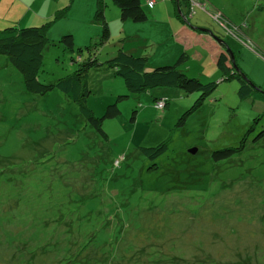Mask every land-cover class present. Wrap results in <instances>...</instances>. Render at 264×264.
Masks as SVG:
<instances>
[{"label":"rangeland","instance_id":"1","mask_svg":"<svg viewBox=\"0 0 264 264\" xmlns=\"http://www.w3.org/2000/svg\"><path fill=\"white\" fill-rule=\"evenodd\" d=\"M21 1V13L26 7L35 19L19 16L18 25L43 27L48 37L45 83L73 75L88 46L100 50L103 76L104 68L113 73L105 61L120 45L176 38L162 31L174 8L176 29L186 23L227 41L232 73L264 93V0H157L160 17L146 29L147 21L126 25L104 0L108 39L97 0ZM64 35L74 36L73 49ZM188 55V76L217 82L202 105L192 109L200 91L133 93L121 77L103 78L88 106L99 117L110 103L121 109L103 120L104 136L60 90L28 92L0 54V264H264V100L240 98L237 78ZM156 96L168 101L164 109L154 108ZM163 141L168 148L156 158L141 151ZM226 148L239 150L216 160L214 151Z\"/></svg>","mask_w":264,"mask_h":264},{"label":"trees","instance_id":"2","mask_svg":"<svg viewBox=\"0 0 264 264\" xmlns=\"http://www.w3.org/2000/svg\"><path fill=\"white\" fill-rule=\"evenodd\" d=\"M120 9L121 18L124 21L144 22L149 19L145 10L143 0H112ZM148 5V0H145ZM156 4V3H155ZM106 2L97 0L96 18L103 24V39H108L110 30L106 19ZM65 46L73 49V35H64L60 40ZM48 42L47 34L43 27L31 26L19 28L16 26L0 30V54H5L11 64L23 75L24 84L28 92L34 94H47L53 89L60 90L68 99L76 103L78 110L95 130L107 136L102 123L106 118H114L121 113L118 101L110 103L102 117L96 115L87 102L91 95L99 94L103 91V81L112 77H121L128 91L133 93L149 91L154 87H178L186 93L200 91L201 94L192 109L202 105L204 97L210 95L216 87L217 82L203 83L197 77L188 76L182 69L184 63L188 61V53H183L174 64L158 65L152 68L148 66V57L136 55L130 51L119 49L117 54L105 61L112 67L113 73H100L97 66L101 65L98 58L99 51L86 47L90 52L88 56L81 57L79 67L73 75L63 77L54 83H45L40 78L44 66V50ZM220 44V42L218 43ZM83 49L79 53L83 54ZM217 67L226 78H237L240 82L239 96L242 99L254 97L257 100H264V93L253 88L247 83L246 78L233 72L232 56L229 49L220 51L216 60ZM235 67V64H234ZM96 68V69H95ZM97 70V71H95ZM98 77V78H96ZM153 91V90H150ZM123 95H120V97ZM118 98L117 100H120ZM163 101L162 108H158L159 102ZM168 101L164 97H155L153 106L157 110H162ZM264 133V131H263ZM168 148L165 141L155 146L141 147V151L150 158H156L163 154ZM239 149L226 148L216 150L213 156L216 160H223L234 155Z\"/></svg>","mask_w":264,"mask_h":264},{"label":"crops","instance_id":"3","mask_svg":"<svg viewBox=\"0 0 264 264\" xmlns=\"http://www.w3.org/2000/svg\"><path fill=\"white\" fill-rule=\"evenodd\" d=\"M23 3L24 2L21 0H0V30L3 28L13 27V26L20 28V26L18 25L19 16L25 18L28 17L29 18L28 20L30 21H26V22L34 21L35 19L34 14L30 15L26 7L24 8L23 13H21L22 8L20 9L19 7L20 6L23 7ZM167 4L170 5L169 3ZM160 6L161 5H154L152 7L153 11L150 14V18L147 20L149 24H145V26H141L142 29L149 28L150 23L155 22L160 17L158 15L160 11ZM170 7L172 6L170 5ZM173 10L174 8L168 9L169 28H165V29L162 28V31L168 35L173 34V36L175 35L176 38H154V41L151 40L150 42L151 45L150 43H148L150 41L149 38H134L137 45L135 47H132L131 49H128L127 51H130L136 55L147 56L149 62L148 63L149 68L164 64H174V62H177L178 58L185 52L186 53L189 52L188 54H190L191 52L190 56H194L195 54L201 55L200 57L201 61L208 59L209 63L205 64V66L207 67L209 66L217 67L216 60L218 54L220 53V51H222V49L227 48L226 45L223 43L218 44V42H216L214 38H205L206 36L210 37V35L204 33L200 34L199 32L198 34L196 31L197 29L193 27L190 28L189 26H187L186 23H184L183 26L176 29L173 21V14H172ZM125 22L126 25H130L127 24L128 21ZM175 30L182 31L183 34L176 35ZM165 41L170 43V45L164 48L162 52H156L155 54L144 52L146 49L156 46V44L163 46ZM225 42L227 44V41ZM119 49H123L122 45H120ZM200 49H204V50L201 51L200 53L199 52ZM191 67L192 65L189 66L187 61L186 63L183 64L182 69L185 72H188V70L191 69Z\"/></svg>","mask_w":264,"mask_h":264},{"label":"built area","instance_id":"4","mask_svg":"<svg viewBox=\"0 0 264 264\" xmlns=\"http://www.w3.org/2000/svg\"><path fill=\"white\" fill-rule=\"evenodd\" d=\"M155 3H156V0H148V5H149L150 7H153V6L155 5ZM163 105H164V102L161 101V102H159V105H158L157 107H158V108H162Z\"/></svg>","mask_w":264,"mask_h":264},{"label":"water","instance_id":"5","mask_svg":"<svg viewBox=\"0 0 264 264\" xmlns=\"http://www.w3.org/2000/svg\"><path fill=\"white\" fill-rule=\"evenodd\" d=\"M200 29H203V30H205L206 32H208V33L212 34V31H211V30H209V29H204V28H200ZM212 35H213V34H212ZM216 39H217V40H219L221 43L225 44V45H226V47H227V49H229V52L231 53V50H230V48H229L228 44H226V42H225L224 40H222V39H220V38H216Z\"/></svg>","mask_w":264,"mask_h":264},{"label":"clouds","instance_id":"6","mask_svg":"<svg viewBox=\"0 0 264 264\" xmlns=\"http://www.w3.org/2000/svg\"><path fill=\"white\" fill-rule=\"evenodd\" d=\"M156 2H157V0H156Z\"/></svg>","mask_w":264,"mask_h":264}]
</instances>
